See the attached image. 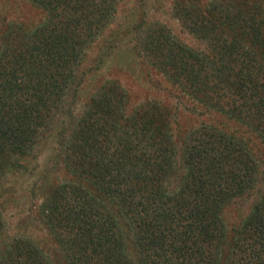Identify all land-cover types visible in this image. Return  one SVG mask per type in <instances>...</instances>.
<instances>
[{
	"label": "trees",
	"instance_id": "trees-1",
	"mask_svg": "<svg viewBox=\"0 0 264 264\" xmlns=\"http://www.w3.org/2000/svg\"><path fill=\"white\" fill-rule=\"evenodd\" d=\"M27 1L41 13L34 23L0 11V181L54 141L67 177L38 216L57 264H264V0L187 7L184 24L206 51L154 28L131 39L149 71L223 117L177 132L160 102L131 106L115 80L76 105L85 47L118 0ZM109 37L113 47L125 33ZM244 195L256 197L230 227L224 209ZM3 223L0 264H54L30 240L3 239Z\"/></svg>",
	"mask_w": 264,
	"mask_h": 264
},
{
	"label": "rangeland",
	"instance_id": "rangeland-1",
	"mask_svg": "<svg viewBox=\"0 0 264 264\" xmlns=\"http://www.w3.org/2000/svg\"><path fill=\"white\" fill-rule=\"evenodd\" d=\"M207 1L118 0L111 23L85 47L75 93L78 97L76 105L87 101L107 81L115 80L127 89L131 106L143 99L160 102L168 112L173 131H184L202 122L221 121V115L205 111L169 75L159 69L149 71L145 62H140L137 56V53H142L138 50L140 44L137 46L135 41H131L134 37L142 39L145 33L150 32L147 29L154 28L188 47L199 51L208 50V41L202 39L198 32L190 31L183 19L187 7L201 8ZM239 1L243 2H235ZM246 1L253 7L261 4L262 0ZM0 11L4 19H18L26 23H34L41 17L39 10L27 0H0ZM257 15L258 20L264 22V8L258 10ZM122 31L125 38L112 47L108 36ZM70 96H74L73 93ZM229 124L230 128L237 126L235 123L236 126ZM255 145L260 149L257 143ZM54 153L55 143L49 138L47 142L40 143L28 157L17 161L18 166L2 178L0 216L4 222L3 239L20 237L30 240L51 262L57 264L61 259L60 249L38 216L39 204L46 199L55 184L67 177L61 158L54 156ZM255 197L244 195L225 207L223 217L230 227L249 212Z\"/></svg>",
	"mask_w": 264,
	"mask_h": 264
}]
</instances>
